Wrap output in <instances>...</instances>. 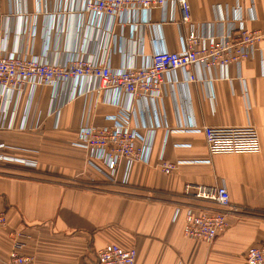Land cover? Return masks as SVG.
I'll use <instances>...</instances> for the list:
<instances>
[{"label":"crops","instance_id":"1","mask_svg":"<svg viewBox=\"0 0 264 264\" xmlns=\"http://www.w3.org/2000/svg\"><path fill=\"white\" fill-rule=\"evenodd\" d=\"M188 1L190 22L176 0L112 17L86 13L81 0H0V45L48 63L83 57L124 68L148 63L157 50L182 49L193 32L208 41L241 25L264 27V0ZM32 98L0 102L5 122L16 117L11 129H0V142L37 165L25 173L0 162V210L8 219L0 228V264L16 231L35 264H98L97 251L111 243L134 247L135 264H245L247 248L264 236V39L252 58L225 69L194 64L171 72L155 96L132 97L76 77L39 87ZM119 108L146 135L149 162H136L127 184L91 188L65 180L86 167L107 171L79 145L80 127L111 125L107 116ZM250 123L259 132V153L211 155L203 131L192 128ZM161 155L195 162L166 175ZM187 183L225 185L242 206L229 211L228 227L213 242L184 234L189 208L220 210L187 193Z\"/></svg>","mask_w":264,"mask_h":264},{"label":"built area","instance_id":"2","mask_svg":"<svg viewBox=\"0 0 264 264\" xmlns=\"http://www.w3.org/2000/svg\"><path fill=\"white\" fill-rule=\"evenodd\" d=\"M81 1L86 13L107 17L133 9L149 11L165 2V0ZM176 1L180 5L183 21L190 22L189 1ZM232 30L223 38L211 37L208 41L204 36L193 32L187 37L182 49L157 50L148 63L128 65L124 68H111L102 61L83 57L71 58L65 63H48L35 55L6 51L0 45V102L4 103L8 99L9 102L16 101L27 93L32 101L37 88L76 77L97 79L102 87L125 91L132 97L155 96L170 73L175 70L185 71L194 64L225 69L232 63H241L252 58L259 43L264 39V27L252 29L241 25ZM190 78L195 79L192 75ZM118 110L107 116V119L112 121L111 125H82L78 143L88 149L90 157L104 162L109 181L127 184L131 179L133 165L136 162H149L150 147L144 132L131 125L130 112L124 108ZM15 118L13 115L7 123L0 117V129H11ZM192 128L203 131L211 155L261 151L259 132L254 124L203 127L192 125ZM10 148L16 147L0 142V162L21 160L14 159L15 155L8 151ZM159 161V169L166 175L174 173L184 164L195 162L181 159L169 161L164 155H161ZM185 190L196 199L213 201L220 207V210L207 208L195 210L192 207L187 210L184 234L192 240L213 242L218 234L228 227L229 211L236 213L242 210V206L232 203L225 185L187 183ZM7 221L6 212L0 210V227L7 226ZM19 235L18 232L13 233L14 241L6 264H35L34 257L23 252V241L17 238ZM136 257L137 250L134 247L125 248L116 243L108 244L96 253L98 264H135ZM245 264H264V236L247 248Z\"/></svg>","mask_w":264,"mask_h":264},{"label":"rangeland","instance_id":"3","mask_svg":"<svg viewBox=\"0 0 264 264\" xmlns=\"http://www.w3.org/2000/svg\"><path fill=\"white\" fill-rule=\"evenodd\" d=\"M21 159L20 161H15L12 160V161H6V162H3V164L5 163H17V164H14L15 166H17V168H11L12 170L14 171H18V172H25V173H28L29 169L31 168H36L37 165L31 161V159L27 158L26 156H22V155H15L14 159ZM5 160V159H3ZM20 165V166H19ZM24 166H28L29 168H21ZM5 167V166H4ZM4 169H10V168H4ZM31 170H35V169H31ZM31 173H34V174H37L35 172H32ZM107 171L105 172V170H97V171H92L90 170L89 168H85L83 171H80V173L75 176L74 174L70 175L67 177V179L65 180H68L69 182H73V183H82L88 187H91V188H98V187H102L101 185L103 183H113L111 181H109L107 179V175H106ZM100 185H98V184ZM119 183V182H117ZM8 220V219H7ZM7 224H8V221H7ZM6 227V226H4ZM4 227H0V228H4ZM18 233H20L19 236H17L18 239L21 240V242L23 241V236H24V233L22 231H16ZM13 241H14V238L12 240V244H13ZM23 244V249L25 247V242H22Z\"/></svg>","mask_w":264,"mask_h":264}]
</instances>
